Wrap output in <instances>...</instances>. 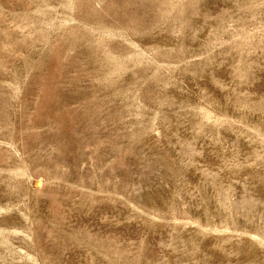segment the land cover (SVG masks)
Returning a JSON list of instances; mask_svg holds the SVG:
<instances>
[{"label": "rangeland", "instance_id": "obj_1", "mask_svg": "<svg viewBox=\"0 0 264 264\" xmlns=\"http://www.w3.org/2000/svg\"><path fill=\"white\" fill-rule=\"evenodd\" d=\"M0 264H264V0H0Z\"/></svg>", "mask_w": 264, "mask_h": 264}]
</instances>
